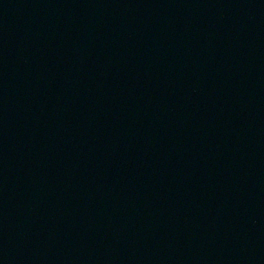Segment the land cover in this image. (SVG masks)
I'll return each instance as SVG.
<instances>
[{
    "label": "water",
    "instance_id": "95a60500",
    "mask_svg": "<svg viewBox=\"0 0 264 264\" xmlns=\"http://www.w3.org/2000/svg\"><path fill=\"white\" fill-rule=\"evenodd\" d=\"M0 264H264V0H0Z\"/></svg>",
    "mask_w": 264,
    "mask_h": 264
}]
</instances>
